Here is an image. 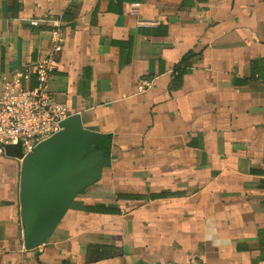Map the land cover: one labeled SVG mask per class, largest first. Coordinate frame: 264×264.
<instances>
[{
  "label": "crops",
  "instance_id": "0c3cea01",
  "mask_svg": "<svg viewBox=\"0 0 264 264\" xmlns=\"http://www.w3.org/2000/svg\"><path fill=\"white\" fill-rule=\"evenodd\" d=\"M53 18L48 91L109 165L26 249L24 151L6 144L0 264H264V0H0V83L43 56Z\"/></svg>",
  "mask_w": 264,
  "mask_h": 264
},
{
  "label": "water",
  "instance_id": "95a60500",
  "mask_svg": "<svg viewBox=\"0 0 264 264\" xmlns=\"http://www.w3.org/2000/svg\"><path fill=\"white\" fill-rule=\"evenodd\" d=\"M61 125L21 161L19 204L26 249L45 243L76 194L98 180L109 165L108 151L98 144L102 134L84 128L78 114Z\"/></svg>",
  "mask_w": 264,
  "mask_h": 264
},
{
  "label": "built area",
  "instance_id": "2783aa9c",
  "mask_svg": "<svg viewBox=\"0 0 264 264\" xmlns=\"http://www.w3.org/2000/svg\"><path fill=\"white\" fill-rule=\"evenodd\" d=\"M137 4H134L136 6ZM50 46L36 61L17 69L0 83V151L6 144H19L24 155L39 142L62 129V121L71 114L54 101L48 91L53 70L62 51V21L53 18L49 29ZM33 78V85H28ZM142 81L138 90H144Z\"/></svg>",
  "mask_w": 264,
  "mask_h": 264
},
{
  "label": "trees",
  "instance_id": "16d2710c",
  "mask_svg": "<svg viewBox=\"0 0 264 264\" xmlns=\"http://www.w3.org/2000/svg\"><path fill=\"white\" fill-rule=\"evenodd\" d=\"M98 144L101 147H106L108 145V140L107 139H102V140L99 141ZM17 145H19V144H17Z\"/></svg>",
  "mask_w": 264,
  "mask_h": 264
}]
</instances>
